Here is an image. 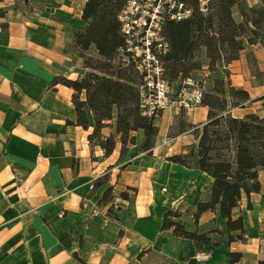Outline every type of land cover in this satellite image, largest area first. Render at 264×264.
I'll list each match as a JSON object with an SVG mask.
<instances>
[{"label":"crops","instance_id":"obj_1","mask_svg":"<svg viewBox=\"0 0 264 264\" xmlns=\"http://www.w3.org/2000/svg\"><path fill=\"white\" fill-rule=\"evenodd\" d=\"M86 1L0 0V264H186L191 258L222 264L231 252L242 253L234 264H260L264 171L261 190L244 194L233 210L234 217L244 219L245 240L227 242L225 220L217 213L194 218L197 204L211 197L213 178L197 166L168 160L198 144L195 129L201 131L208 120L207 106L161 112L151 151L143 149L140 129L132 133L136 143L123 156L115 122L102 130L116 135L108 156L88 139L93 125L85 129L68 123L76 120L74 90L53 81L79 79L86 72L74 48L75 31L86 27ZM229 69L232 84L251 98L231 114L264 116L263 45L246 43ZM106 173V182L94 189L95 180ZM109 186L115 203H121L118 218L108 215L111 202L99 205ZM123 191L131 194L130 201L119 196ZM171 209L182 214L189 229L221 230L223 235L210 232L220 244L198 251L192 240L172 229L162 231L164 214ZM202 252L207 257L198 260Z\"/></svg>","mask_w":264,"mask_h":264},{"label":"trees","instance_id":"obj_2","mask_svg":"<svg viewBox=\"0 0 264 264\" xmlns=\"http://www.w3.org/2000/svg\"><path fill=\"white\" fill-rule=\"evenodd\" d=\"M184 1L195 5V0ZM126 2L86 1L82 15L86 27L76 30L74 39V48L84 58L86 72L79 79L59 76L53 81L74 90L72 100L76 120H68V123L85 129L93 125L88 139L92 145L102 148L106 156L115 149L116 135H104L102 130L112 126V122H115L116 134L120 135L122 156L128 151L129 144L136 143L134 131H144L142 147L149 152L159 132L155 116L141 114L136 71L132 67H121L116 61L117 50L124 42L118 15ZM236 6L239 7L241 21L234 16ZM165 34L170 45L164 56L167 78L177 81L207 67L208 78L212 82L209 88H205L202 101L208 107V120L201 131L195 129L199 135L198 144L187 153L169 156L168 160L187 167L197 166L213 178L211 197L197 204L195 220L198 221L204 212L213 211L225 220L226 241H243L244 219L242 216L234 217L233 210L244 194L250 196L262 188L259 174L264 171V116L249 113L244 117H234L231 114L232 108L244 106L251 98L247 90L232 84L229 64L240 57L246 43H260L264 47V0L256 6L248 5L245 0H213L210 13L203 15L194 11L188 19L169 21ZM203 50L207 63L199 59ZM83 93L85 98H82ZM107 179L106 173L95 180L93 188L103 185ZM129 189L132 193L136 191L134 187ZM119 196L131 200L128 191L121 192ZM114 198V188L109 186L99 205L111 202L108 215L118 218L116 213L121 209V203H115ZM181 216L173 209L166 211L162 231L172 229L174 235L192 240L198 251L220 244L213 240L210 232L223 235L221 230L189 229ZM241 257V252H231L230 260L222 264H234ZM186 264L198 263L191 258ZM260 264H264V259Z\"/></svg>","mask_w":264,"mask_h":264},{"label":"built area","instance_id":"obj_3","mask_svg":"<svg viewBox=\"0 0 264 264\" xmlns=\"http://www.w3.org/2000/svg\"><path fill=\"white\" fill-rule=\"evenodd\" d=\"M212 4L213 0H195L194 6L184 0H127L119 12L124 42L117 50L116 61L121 67H132L138 75L143 116L156 117L165 110L191 111L202 105V81L194 76L170 81L166 76L164 56L170 45L165 26L169 21L192 17L194 11L207 15ZM206 257L202 252L196 258Z\"/></svg>","mask_w":264,"mask_h":264},{"label":"rangeland","instance_id":"obj_4","mask_svg":"<svg viewBox=\"0 0 264 264\" xmlns=\"http://www.w3.org/2000/svg\"><path fill=\"white\" fill-rule=\"evenodd\" d=\"M247 2L248 5L250 6H256L258 4H254V0H245ZM234 16L235 18L240 21V19H242V16L240 15V11H239V7H235L234 9ZM92 52V51H91ZM94 53V52H93ZM199 59L203 62V63H207L208 62V59L206 57V54H205V50H203L201 53H200V57ZM263 74V73H262ZM261 73H258V75L261 77L262 76ZM208 75H209V72H208V69L207 67H204L203 69H200L196 72L193 73V76L196 77L198 80L202 81V83L204 84L205 88H209L211 85H212V82L209 80L208 78Z\"/></svg>","mask_w":264,"mask_h":264}]
</instances>
